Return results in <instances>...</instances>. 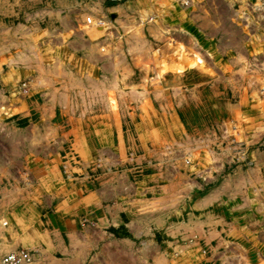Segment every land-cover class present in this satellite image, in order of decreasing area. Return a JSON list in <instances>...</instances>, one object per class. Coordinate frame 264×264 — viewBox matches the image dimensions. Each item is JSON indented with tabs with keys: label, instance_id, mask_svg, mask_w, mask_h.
<instances>
[{
	"label": "rangeland",
	"instance_id": "1",
	"mask_svg": "<svg viewBox=\"0 0 264 264\" xmlns=\"http://www.w3.org/2000/svg\"><path fill=\"white\" fill-rule=\"evenodd\" d=\"M26 241L264 264V0H0V264Z\"/></svg>",
	"mask_w": 264,
	"mask_h": 264
},
{
	"label": "built area",
	"instance_id": "2",
	"mask_svg": "<svg viewBox=\"0 0 264 264\" xmlns=\"http://www.w3.org/2000/svg\"><path fill=\"white\" fill-rule=\"evenodd\" d=\"M34 261L33 253L24 248L14 250L2 258V264H34Z\"/></svg>",
	"mask_w": 264,
	"mask_h": 264
},
{
	"label": "crops",
	"instance_id": "3",
	"mask_svg": "<svg viewBox=\"0 0 264 264\" xmlns=\"http://www.w3.org/2000/svg\"><path fill=\"white\" fill-rule=\"evenodd\" d=\"M103 43H104V42H103ZM88 51H90V54H89V57H90V56H91V47L88 48ZM95 133H97V132H95ZM140 133H141V131H139L138 136H140ZM137 148H138V146H137ZM144 159H145V158H144ZM36 229H37V228H36ZM223 230L225 231V229H223ZM36 231L39 232L38 229H37ZM40 233H41V232H40ZM224 233H225V232H224ZM223 238H224V236L222 235V239H223ZM40 242H41V241H40ZM40 245H42V244H40ZM263 245H264V244H263ZM41 247H42V246H41ZM41 247L39 246V244H35V243H33V242H28V241H26L24 245L15 248V250H17V249H19V248L27 249V250H29V251H31V252L33 253V255H34V259H35V264H47V263L45 262L44 254H43V251H42ZM195 248H196V247L192 248V249H193V252L196 251ZM193 256H195V255H193Z\"/></svg>",
	"mask_w": 264,
	"mask_h": 264
}]
</instances>
